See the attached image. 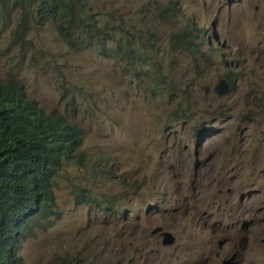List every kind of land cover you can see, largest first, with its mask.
<instances>
[{
    "label": "rangeland",
    "instance_id": "374dc122",
    "mask_svg": "<svg viewBox=\"0 0 264 264\" xmlns=\"http://www.w3.org/2000/svg\"><path fill=\"white\" fill-rule=\"evenodd\" d=\"M93 6L149 48L168 90L95 47L68 48L54 24L15 37V16L0 77L83 132V161L54 179L61 218L19 244L17 264H264V0ZM80 188L91 203H77Z\"/></svg>",
    "mask_w": 264,
    "mask_h": 264
},
{
    "label": "trees",
    "instance_id": "16d2710c",
    "mask_svg": "<svg viewBox=\"0 0 264 264\" xmlns=\"http://www.w3.org/2000/svg\"><path fill=\"white\" fill-rule=\"evenodd\" d=\"M95 1L0 0V40L16 15L15 37H23L33 25L54 24L68 48L83 52L95 47L125 71L143 73L151 93L168 90L162 63L143 44L136 46L131 37L117 36L112 18L102 20L94 11ZM162 12L177 11L171 4ZM229 82L232 85L233 79ZM82 135V129L67 117L47 113L30 99L21 84L0 77V264H17L19 244L60 220L54 179L68 164L83 161ZM74 195L77 203L92 202L82 188Z\"/></svg>",
    "mask_w": 264,
    "mask_h": 264
},
{
    "label": "water",
    "instance_id": "95a60500",
    "mask_svg": "<svg viewBox=\"0 0 264 264\" xmlns=\"http://www.w3.org/2000/svg\"><path fill=\"white\" fill-rule=\"evenodd\" d=\"M227 91H228V84L224 80H221L220 86H218L217 88L218 94L221 96L227 93ZM157 233H160V235L163 236L164 246H171L175 243V237L170 232L164 231L163 228L158 227L153 230V234H157Z\"/></svg>",
    "mask_w": 264,
    "mask_h": 264
},
{
    "label": "clouds",
    "instance_id": "9594fccd",
    "mask_svg": "<svg viewBox=\"0 0 264 264\" xmlns=\"http://www.w3.org/2000/svg\"><path fill=\"white\" fill-rule=\"evenodd\" d=\"M164 230V229H163Z\"/></svg>",
    "mask_w": 264,
    "mask_h": 264
}]
</instances>
